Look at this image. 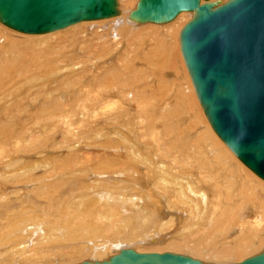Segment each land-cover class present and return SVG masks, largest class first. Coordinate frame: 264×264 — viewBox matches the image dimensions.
Listing matches in <instances>:
<instances>
[{"label":"rangeland","instance_id":"1","mask_svg":"<svg viewBox=\"0 0 264 264\" xmlns=\"http://www.w3.org/2000/svg\"><path fill=\"white\" fill-rule=\"evenodd\" d=\"M190 20V18L187 19V17H185L173 27L165 25L167 28L165 29L164 25H162L164 29L161 26H157L160 28L157 30L154 28L155 25L151 24L152 26H145L144 24H136L134 21L131 22V20H128L126 22V30L129 32L126 30L121 32L123 34L120 33L121 35H118L119 37L116 39V44L112 39H109L111 37L109 28H112L113 23L89 24L86 25V27L85 25H83L84 27L74 25L77 27L72 30V27H70L66 30L58 31V34L57 32L51 33L54 34L52 35L53 37H49L50 39L46 44L44 43L39 46L32 45L39 44L41 39H29L28 37H30V35L27 36L26 34L12 31L0 23V34H2V36L0 35V45H3V48H0V63L2 64L3 62L4 65L2 64V66L9 65V71L6 69V72H2L4 74H0V152L4 154L0 156V239L3 244L4 241L6 242L4 245L7 248L3 247L4 249L6 248V252L9 246H13L14 242L10 243L11 245L8 244L9 246L6 245L8 241L4 239L3 235L5 236L8 233L15 232L13 236L20 237L16 225L21 224L20 221L22 217L24 218V215L28 217L25 221L26 224H29L32 219L39 217L44 212L48 213L49 209L53 207L54 209H51L52 211L50 210L49 214L46 213L48 215H46V217H48V219H54L52 224L56 228L65 226L67 230H70L74 229L72 228L73 222L70 218H74L81 213L87 216L88 213H91L89 215H96L97 212H100L103 206L93 204L92 201L100 200V195L97 193L99 189L96 187L97 184L101 182V177L98 178L97 174L105 172L108 174L107 176L114 179L113 184L119 182L118 184H120L121 188L115 189V192L122 194L120 198L126 194L125 191H123L124 186L126 189L127 187L132 189V191L128 190V193L137 195L133 198L136 199L135 207H137L138 212L144 216L141 222L142 224L139 223L140 228L138 235L141 236L139 239H144L145 242H138L135 243V245L132 243L133 248H126L133 249L138 253L169 252L187 255V250L185 248H176L171 242L179 241L185 234L187 235L189 233L186 227L188 222L183 221V219H188V212L181 208H175L173 205V207H171L172 209L164 206L165 198L162 194L166 191L164 190V186L166 184L168 185V183L161 182L163 185L160 183L158 187L159 189L160 187L164 189L159 190L157 188V171L155 166H157L158 159L159 163L163 161L164 166H169V163L166 162L161 155L164 150L158 151L157 148V132H166L164 128L160 127V125H163L162 121L171 123L172 129H168L167 132L173 135L178 133L181 138L179 140L181 146L179 149H176L178 151L180 150V155L174 152L175 156L180 159V163L178 167L176 164V168H174V160L172 164L173 169L171 170H174V173L177 171L181 174V181L185 185L187 182H195L193 184H196L197 181L195 180L199 176L197 174L200 173L199 166H197L198 164H194L197 163L195 162V158L191 155L186 156V152L193 153L192 151L189 152L191 146H197V148L202 147L201 150L206 152L204 140H202V138L208 139L211 143L214 141L212 135L209 134L206 129V125L209 126L207 119L205 116L204 120L201 118L200 112H202V108H200L199 102L197 101L195 103L193 100L194 98H192V94H194L193 97H196V94L195 91H193V84L180 51V37L178 40L177 36L178 34L180 36L182 29ZM134 26H136V28ZM133 28H135V30ZM90 30L92 33H90ZM121 30L123 29H120V31ZM85 33H87V36ZM90 34L91 36H89ZM8 35L17 39L16 42L18 45L14 44V46L9 47L6 40L4 42L5 38H10ZM33 36L39 35H31V37ZM41 36L43 35H40V37ZM58 37H60V39H57ZM86 37L88 39L90 38V40L86 39ZM122 41H124V43ZM110 48H115V50L119 49L121 51L119 59L112 63H110L111 60H109L108 64H106V66L103 64V66L101 65L103 63L101 59L106 60V58H110L106 56V53L109 52L107 50ZM11 58L14 60H11ZM118 88L125 89L124 96H118V92H115L119 90ZM106 91H110L111 94L113 93L114 95L112 94L104 98L105 95L108 96V92ZM101 98L105 100L109 98L111 103L109 106L111 105V108H101L98 111L99 116L95 118L93 115V118H91V114H87L90 112V107L88 108V106L91 105V102H93L92 100ZM126 99L128 101L135 100L136 104H138L136 105L138 109L127 110L128 103H124ZM84 101H86L87 104ZM137 102H139L140 105ZM80 104L81 106L82 104L88 105L86 112L83 110L84 106L81 107ZM123 105L125 106L123 107ZM137 111L138 114L135 116ZM163 115L167 117L163 118ZM200 130L203 134L202 136L198 135ZM212 133L213 135L216 134L214 132ZM217 137L218 136H216V138ZM164 138L167 139V137ZM164 138L161 137L160 139L162 140ZM182 138L184 140H182ZM218 141L220 142L221 139ZM201 142L203 145H201ZM162 143L165 144V141L162 140ZM221 143L234 162L239 163V165L250 174L253 173L247 169L245 165L243 166V163H240L241 161L226 148L227 146L222 141ZM214 146L220 147L218 144ZM166 147L165 151L169 152V145ZM39 160L40 162L43 160V165L45 164L47 166H43L42 163L38 162ZM105 161L108 164L111 162L112 166L110 164V166H107ZM35 162L39 164L40 168ZM81 163H83V168ZM31 164L35 165V170L32 169ZM70 164H72V167ZM54 166L55 169L53 170ZM69 166L70 169L67 171ZM106 166L108 168H106ZM26 167L27 170L32 171L34 179L32 183L19 184V174L23 172L22 168ZM36 167H38V169ZM132 167L133 169L135 168V171ZM76 168H78V171L81 170L82 172L77 171L76 174ZM115 169L119 170L114 171ZM180 169L182 171H180ZM88 171L91 172L89 173ZM119 171H123L124 175H115V172L117 173ZM252 175L254 176L255 174L253 173ZM6 176L8 178H6ZM42 176L47 178L49 176L52 177H49V180L44 177L46 179L44 181ZM41 177L42 179H40ZM254 177L263 182V180L259 179L257 176ZM97 178L98 180L95 181ZM93 181L96 182V186L91 183ZM51 183H53L55 187L51 185ZM109 183L112 184L111 181L106 184ZM38 184H47L51 189L49 190V188L46 187V189L48 188L47 191L43 189L42 192L44 193L42 194L38 188ZM58 184L61 185L60 189L58 188ZM167 185L165 186L166 189L168 188ZM1 187L3 189H1ZM35 190L36 192L39 190L36 195L39 193L42 194H39L42 198L38 196L41 200L39 202L37 200L39 198H36L34 195L36 193L34 192ZM17 191H20V196H17ZM57 192L59 193L57 194ZM167 192L169 193V191ZM46 194L48 197L45 196ZM83 194H88L85 198L86 202L89 199L87 206L90 204L89 201L92 202L91 206H85L84 210L82 208H76V206H80V203L85 204V196L83 197ZM139 196L141 198H139ZM43 197L49 198L48 202H46V199L42 200ZM105 198H107V196L103 199L105 200ZM32 199L34 201L36 200L34 204ZM69 200H71L72 203H70ZM21 201H23V204H21ZM73 201L76 202V204L73 203ZM257 201L258 198H255V202ZM102 202L105 201H100V204H104ZM157 203L159 204L158 207ZM30 204H33L35 207H32ZM105 204L107 203L105 202ZM5 205L8 208L5 207ZM57 208L59 211L61 210L58 214L55 212ZM10 209L11 211H9ZM17 209H19V211L22 209V212L20 211L21 216ZM5 210L9 211V213L5 212ZM157 210H159L158 213ZM53 211L55 212L53 215H56L54 217L51 215ZM120 211L123 210L120 208ZM10 212L12 214H10ZM183 212H185L187 216ZM9 214L10 217L6 218ZM16 214L19 215V218ZM172 214H174L175 217H173ZM167 215H169V217H167ZM129 216L131 215H126V217ZM176 217L183 218H178L179 220L175 219V222L173 218ZM147 219L150 220L148 221ZM156 219L163 221L161 222V226L159 225L160 222ZM104 220H102L101 223H105L106 221ZM179 222L181 224H179ZM193 226H195V224ZM107 231L104 233L106 234ZM33 232H37V229ZM104 233L101 234L100 238L103 237ZM22 234H25V231L24 233L22 232ZM157 234H160L159 236H162L163 240H169L170 242L157 245L154 241L148 242L145 240L146 236H157ZM106 237L114 240L117 238V233L115 234L112 231L110 233L108 231ZM262 246L254 250H249L246 259L250 256L252 257L259 254L263 250ZM3 248H0V252L4 251L2 250ZM10 250L11 248H9V251ZM254 251L255 253H253ZM113 253L117 254L118 251ZM190 253L188 252L189 255H191ZM200 255L196 257L192 254L190 257H194V259H198L204 263L213 262L214 264H235L243 261L239 259L240 257H235L232 259L229 258L223 263H216L215 260L210 259V256L206 257V255ZM54 256L49 257L48 261H44V263L35 262V264H58V262L59 264H81L82 262L87 260L91 261L93 259V257L91 258L89 255H87L88 257L84 256L80 258H78L79 256ZM112 256H114V254L107 255L105 259ZM103 259L104 257L102 260Z\"/></svg>","mask_w":264,"mask_h":264},{"label":"bare ground","instance_id":"2","mask_svg":"<svg viewBox=\"0 0 264 264\" xmlns=\"http://www.w3.org/2000/svg\"><path fill=\"white\" fill-rule=\"evenodd\" d=\"M139 1L140 0H118V7H119V12H120L118 16L110 17V18H106V19H102V20L83 21V22H79V23H77L75 25H77L79 27L85 25V27H86V25H89V24L92 25V24H100V23H106V22L113 23L112 28L111 27L109 28V34L111 36V37L109 36L110 37L109 39H112V41H114L115 44H116V42H117L116 39H118V37H119L118 35L123 34L121 32L126 30V22L128 20H131V22L134 21L136 24H144L145 26H149L151 24L155 25L154 28H155V30H157V29H160L159 28L160 26L163 27L162 25H164L165 29H167L166 26L173 27L181 19L183 20V18H185V17H187V19L190 18L191 20L194 17V13H192V12H183L174 21H172L170 23H164V24L139 23V22H136L135 20L131 19V13H132V11H134L137 8V5H138ZM213 1H219L221 3H225V2H227L229 0H213ZM1 24L3 26H5L6 28L11 29V28L7 27L6 25H4L3 23H1ZM77 26L72 25V26H69V27H67L65 29L58 30V31H63V30H66V29H68L70 27H72L71 28V30H72V29H74ZM136 26H138V25H136ZM136 26H134V27L136 28ZM139 26H141V25H139ZM157 26H159V27H157ZM164 27H163V29H164ZM135 28H133V29L135 30ZM120 29H123V30L120 31ZM1 30H3V29H1ZM11 30L15 31L13 29H11ZM3 31H5V30H3ZM58 31H55V32H52V33H56L57 32V34H58ZM86 31H88V30H86ZM126 31H128V30H126ZM16 32H19V31H16ZM1 33H2V31H1ZM19 33H21V32H19ZM90 33H92L91 30H90ZM22 34H26V33H22ZM57 34H55V35H57ZM86 34L87 33H85V35ZM116 34H117V36H116ZM0 35L2 36V34H0ZM26 35L27 36L30 35V37H28L29 39H41L39 44L32 45V46H39V45H43L44 43L46 44L47 41L50 39L49 37H53L52 35H54V34H51V33H47L46 35L45 34H40V35H43L41 37H40V35L31 37V35H38V34H26ZM94 35H96V34H94ZM89 36H91V34ZM177 36H178V40H179V37L181 36V34H180V36H179V34ZM8 37H10V38H5L4 42L6 40V43H7V45L9 47L14 46V44L18 45V43L16 42L17 39H14V38H12L9 35H8ZM83 37H84V35H83ZM57 39H60V37H58ZM86 39H88V38L86 37ZM88 40H90V38ZM89 42H91V41H89ZM122 42L124 43V41H122ZM179 42H180V51L182 53V50H181V38H180ZM109 44H111V43H109ZM0 48H3V45H0ZM115 48H110L109 50H107L109 52L106 53V56H109L110 58H106V60L105 59H101V60H103V63L101 65L104 64L106 66V64H108L109 60H111L110 63H112V62H115V61H117L119 59V54L121 52L119 50L120 47H119V49H116V50H115ZM78 51H80V50H78ZM182 57L184 59L185 66H186V68L188 70V67H187L185 58L183 56V53H182ZM73 59H74V57H73ZM11 60H14V59L11 58ZM2 64H3V62H2ZM2 64L0 63V74L2 72H6L5 71L6 69H7V71H9V65L5 64L6 66H2ZM10 69H12V68H10ZM105 69H107V68H105ZM109 71H108V73H109ZM2 74H4V73H2ZM110 74H111V72H110ZM188 74L190 75V73H188ZM188 74H187V76H188ZM190 79H191V76H190ZM191 81H192V79H191ZM192 84H193V82H192ZM189 87H190V85H189ZM193 91H195V94H196V90H195L194 84H193ZM106 92H108V96L105 95L104 98H107V97H109V95L113 94V93L111 94L110 91H106ZM115 92H118V96H124L125 95V89L124 88H120L118 91H115ZM191 92H192V90H191ZM192 95L194 96V94H192ZM193 96H192V98H194L193 100L195 101V103L197 101L199 102L197 94H196V97H197L198 100L196 99V97H193ZM115 97H117V96H115ZM92 101L93 102H91L90 106L87 105L88 108L90 107L89 108L90 112L87 113V114H91V116H90L91 118H93L92 117L93 115H94L95 118L97 116H99V112L98 111L101 108H105V107L106 108H111V105L109 106V104H111L110 101H109V98H108V100L107 99L105 100V99L101 98V99H98V100L94 99ZM84 102L86 103V101H84ZM124 103L125 104L128 103L127 104L128 105L127 110H129V109L130 110L138 109V107L136 106L138 104H136L135 100L128 101L126 99L124 101ZM137 103H139V102H137ZM86 104H82V106H84L83 110L85 112L88 109ZM199 104H200V102H199ZM139 105H140V103H139ZM80 106H81V104H80ZM124 106L125 105H123V107ZM200 106H201V104H200ZM62 108H63V106H62ZM200 108H202V106ZM124 109H126V108H124ZM201 111H202V112H200L201 118L204 120V116H205V118L207 119L203 108L201 109ZM137 114H138V111L135 114V116ZM166 117L167 116L163 115V118H166ZM207 122L209 123V126L211 128L208 125H206V129L208 130L209 134L212 135V139L214 140V141H212L213 144L208 139L202 138V140H204L203 142L205 144L204 147L206 149V152L204 150H201L202 147L201 148L200 147L197 148V146H194L195 148L193 146H191V149L189 150V152L192 151L193 153L186 152L187 153L186 156L191 155V156H193L195 158V162H197V163H194V164H198L197 166H199V169H200V171H199L200 173L197 174L199 176L195 180V181H197L196 184H193L195 182H191V183L187 182L186 185L183 184L182 181H181V174L179 172H177V171H176V173H174L173 172L174 170L173 171L171 170V169H173L172 168V166H173L172 164H173L174 160H175L174 168H176L175 167L176 164H177V167H178V164L180 163V159H178L175 156L174 152L178 153L180 155V152H179L180 150L178 151L176 149H179V147L181 146V143L179 142V140L181 139L179 134L177 133L176 135H173L170 132H167L168 129H172L171 128V123H169L167 121H164V122L162 121L163 125H160V127L164 128V130L166 132H163V133L157 132V148H158V151H160L162 149L164 150V152L161 153L162 158L166 162L169 163V166H164L163 165V161L159 163V159L157 160V166H155L156 171H157V188L159 189L158 185H160L161 182L168 183V185L166 184L167 187H168L167 189L165 187L166 186L165 184H164L165 185L164 186L165 189L163 187H160V189H159V190H161V189L166 190L162 194L163 197L165 198V201H164L165 205L164 206L168 207L170 209H172L171 207L174 206L175 208L176 207L177 208H181V209H184L185 211L188 212V219H186V220L183 219V221L188 222V225L186 227H187L189 233L187 235L185 234V236H183L179 241L171 242V243L174 244V246L176 248H179V249L180 248H185L187 250V253L185 252L187 255H189L188 252L189 253L191 252L190 253L191 255H189V256H192V254H194V256H196V257H198L200 254L206 255V257L210 256L211 258L210 257H208V258H210L212 260H215L216 263L217 262L223 263V262L227 261V259H229V258L232 259V258H235V257H240L239 259L244 261V260H246L247 252L249 250H254L255 248H257L259 246L261 247L263 245L262 246L263 250L261 248L262 251L259 254H261L264 251V180L262 178H260L258 175H256L253 171H251L246 165H245L246 168L249 169L251 172H253L255 174L254 176H257L259 179L263 180V182L258 180V179H256L252 175L253 173L250 174L249 172H247L242 166L239 165V163L233 161L232 157L229 155L227 150L221 145L222 144L221 143L222 140L219 142L218 140H220V139L217 137L218 138V140H217V138H216V136H218V135L217 134L213 135L212 132L215 133V131L213 130L210 122L208 121V119H207ZM204 123H205V121H204ZM198 135H200V136L203 135L201 133V130H200V133ZM5 137H6V135H5ZM161 137H163V138L167 137V139H165V138L162 139V140L165 141V144L162 143V140L160 139ZM182 140H184V139L182 138ZM199 140H201V139H199ZM216 144H218L220 147H215L214 145H216ZM168 145H169V148H168L169 152L165 151V149L167 148L166 146H168ZM201 145H203V143ZM226 148H228V147H226ZM186 150L188 151L187 148H186ZM231 153H233V152L231 151ZM2 154L3 153L0 152V156H2ZM235 157H236V155H235ZM169 159H171V160H169ZM42 161L40 162V160H39L38 162L42 163ZM191 162H194V161H191ZM105 163H106V161H105ZM188 163H190V162H188ZM240 163L242 164L243 162L241 161ZM35 164H37V162H35ZM68 164H69V162H68ZM81 164H82L81 166L83 168V163H81ZM109 164L112 166L111 162H109ZM109 164L106 163L107 166ZM183 164H185V163H183ZM37 165L39 167V164H37ZM42 165H43V163H42ZM71 165L72 164H70V166ZM79 165H77V166H79ZM45 166H47V165H45ZM70 166L68 167L67 171H69ZM107 166H106V168H108ZM150 166H151V164H150ZM243 166H244V163H243ZM23 167H25V166H23ZM31 167H32V169L35 170V165L31 164ZM38 167H36V168L38 169ZM54 169H55V166H54L53 170ZM76 169H75L76 170L75 173L77 174L78 168H76ZM126 169H125V171H126ZM132 169H133V167H132ZM118 170L115 169L114 171H118ZM22 171L23 172L19 174L20 177L17 176L19 184H22V183L29 184V182L32 183V180L34 179V177L32 175V171L31 170H27V167L26 168H22ZM79 171H81V170H79ZM178 171H179V169H178ZM180 171H182V170L180 169ZM88 172L90 173L91 171H88ZM93 172H94V170H93ZM100 173L101 174L98 173L97 175H98V178L101 177L100 181L103 182V183H101V182L99 183V181H98L99 184H97V187H96V188L99 189L97 191V193L100 195L99 196L100 200L92 201L93 204H99V205L103 206V209L100 210V212H97L96 215H89L91 213H88L87 216L85 214L81 213L80 215H77L74 218H70L71 221L73 222L72 223V228H74V229H70V230H67L65 228V226H62V228H56L52 224V221L54 219H48V217H46V215L49 214V211L51 209L52 210L54 209L53 207H51L49 209L48 213L46 212L47 214L44 212L39 217H37L35 219H32L31 220L32 222L30 221L29 224H26L25 221H26V219L28 217H26V215H24V218L22 217V220L21 221L19 220L21 222V224L16 225L17 226L16 228H18L17 232H18V235H20V237L13 236V234L15 232H11L10 234L8 233L5 236L3 235L4 239L6 241H8V243L6 245H8V244L11 245L10 243L14 242L13 246L10 247L8 245L9 248H11L10 251H9V248L7 249V252L5 251V249L7 247L4 244L6 242L4 241V244H3V242H1V239H0V248L1 247L2 248L6 247L5 249L4 248L2 249L4 251L0 252V264H27V263L28 264H30V263H34L35 264V262L36 263H42V262L44 263V261H48L49 257H51V256L53 257L54 255H56V256L61 255V256H64V257L79 256L78 258L89 255V257L91 256V258L93 257L91 262H96V261L101 262V261L106 260L105 256H107V255L108 256L110 254L116 255L113 252H117L118 251V253H120L122 250H124V248L132 247L133 246L132 243H134V245H135V243H138V242H145L144 239L143 240L139 239V237H141V236L138 235L139 234L138 231H139V228H140V224L139 223H141L143 221L144 216H143V214L139 213L138 212V208L135 207L136 199H133V198H134V196H137V195L136 194L131 195L130 193H128V190L132 191V189L130 187H127V189H126L125 186L123 185L124 186V190L123 191H125L126 194H124L125 196L120 198V195L122 196V194H119V193L115 192V189L121 188L120 184H118L119 182L116 183V184H113V180L114 179H112L111 177L107 176L108 175L107 173H105V172H103V173L100 172ZM116 174L124 175L123 171H119L117 173L115 172V175ZM78 175H79V173H78ZM100 175H102V176H100ZM126 175H128V174H126ZM45 176H42V177L44 178ZM183 176H184V174H183ZM42 177L40 179H42ZM49 177H52V176H49ZM49 177L48 178L45 177V178H47L49 180ZM6 178H8V177L6 176ZM6 178H4V179H6ZM45 178H44V181L46 180ZM98 178L95 181H97ZM144 178H146V177H144ZM8 181H9V179H8ZM110 181L112 182V184L111 183L106 184V183H108ZM49 182H48V184H49ZM14 183H15V180H14ZM91 183L93 185H95L96 182L93 181ZM38 185H39L38 188H39L40 192H42L43 189H46V187L49 188V186H50V184H49V186L47 184H43V185L42 184H38ZM51 185H54V184L51 183ZM60 186L61 185H59V187H58L59 189H60ZM54 187H55V185H54ZM35 188H37V187H35ZM58 188H56V189H58ZM1 189H3V188L1 187ZM47 189L45 191H47ZM50 189L51 188H49V190ZM56 189H54V190H56ZM122 189H123V187H122ZM39 190L37 192H39ZM167 191H169V193ZM170 191H171V193H170ZM34 192H36V190ZM37 192L34 194L36 196V198H39V197L42 198L41 195L44 192H42V194L39 193V194H41L40 196H39V194L36 195ZM52 192H56V191H52ZM59 192H57V194ZM19 193H20V191L18 192V194L16 193L17 196L18 195L20 196ZM28 194H31V193H28ZM86 195H88V194H86ZM86 195L83 194V197L85 196L84 197L85 204H81L80 203L81 199H80V202H79L80 206H76V208H79V209L82 208L84 210L85 206L86 207L91 206V203H92L91 201H89L90 204H89V206H87L89 199L86 202V200H85ZM101 195H102L103 198L105 196H107V198H105V200H104L101 197ZM45 196L48 197L47 194ZM79 197H80V195H79ZM40 198L37 199L38 202L41 201ZM139 198H141V197L139 196ZM255 198H258L257 202H255ZM44 199H46L47 200L46 202H48L49 198L47 199V198L43 197L42 200H44ZM18 200H20V199H18ZM102 200L105 201L107 204H105V202H102L104 204H100V201H102ZM65 201H67V200H65ZM35 202H36V200L35 201L33 200V204ZM69 202L72 203L71 200H69ZM73 203L76 204V202H74V201H73ZM21 204H23V201H21ZM33 204L32 205L30 204V205L33 207L34 206ZM158 205L159 204L157 203V207H158ZM5 207H7V206L5 205ZM23 207H25V206H23ZM7 208H5V209H7ZM120 208L123 211H120ZM31 209H33V208H31ZM17 210L19 211V209H17ZM21 210L22 209H20V211ZM57 210L55 212H57V214H58V212H60L61 210L59 211L58 208H57ZM9 211H11V209ZM9 211L5 210V212H8V213H9ZM18 211H16V212H18ZM24 211H25V209H24ZM158 211L159 210H157V213H158ZM21 212L19 213L20 216H21ZM29 212H30V210H29ZM55 212L53 211V213L52 214L50 213V214L53 215ZM178 212H180V211H178ZM183 213L186 214L185 212H183ZM10 214H12V213L10 212ZM10 214L8 216H6V218L10 217ZM14 215H15V213H14ZM19 215H17L18 218H19ZM126 215H131V216L126 217ZM172 215H173V217H175L174 214H172ZM54 216H56V215H53V217ZM89 216H91V217H89ZM186 216H187V214H186ZM53 217H51V218H53ZM167 217H169V215H167ZM18 218H16V219H18ZM110 218H111V220H110ZM178 218H183V217H176V218H173V219L175 220V219H178ZM104 219H106V220H104ZM5 220H7V219H5ZM102 220H104L106 222L105 223L104 222L101 223ZM156 220H158V219H156ZM174 220H173V222H174ZM159 222H160L159 225L161 226V222H163V221H159ZM175 222H176V220H175ZM181 222H182V220H181ZM179 224H181V223L179 222ZM182 224H184V223H182ZM194 224H195V226H193ZM9 225H11V224H9ZM159 225H157V226H159ZM35 229H37V232L34 233L33 231ZM107 230L110 233H111V231L113 233H115V234L117 233V238L112 240V239H109L108 237H106V234L108 233ZM24 231H25V234H22V232L24 233ZM105 231H107L106 234L104 233ZM174 231H175V229H174ZM156 232H158V231H156ZM102 233H104L103 237L100 238ZM159 235L160 234H157V236H154V235H151L150 237L146 236L145 240H147L148 242L154 241V242H156L157 245L158 244L162 245L163 243L170 242L169 240L168 241L163 240V237L159 236ZM107 236H109V235H107ZM96 240H98V241H96ZM24 241H26V242H24ZM2 245H4V246H2ZM141 247H142V245H141ZM140 250H141V248H140ZM182 253H184V252H182ZM253 253H255V251ZM259 254H257V255H259ZM254 256H256V255H254ZM254 256H252V257H254ZM103 257H104V259L102 260ZM61 258H63V257H61ZM248 258H251V256L248 257ZM210 259H209V261H210ZM87 261H89V260H87ZM243 261H241V262H243ZM231 262H232V260H231ZM58 264H59V262H58Z\"/></svg>","mask_w":264,"mask_h":264},{"label":"water","instance_id":"3","mask_svg":"<svg viewBox=\"0 0 264 264\" xmlns=\"http://www.w3.org/2000/svg\"><path fill=\"white\" fill-rule=\"evenodd\" d=\"M194 13L181 50L213 130L264 180V0H140L131 19L164 24ZM118 0H0V22L26 34H47L83 21L119 15ZM73 264V263H72ZM81 264H212L175 253L124 249ZM235 264H264V251Z\"/></svg>","mask_w":264,"mask_h":264}]
</instances>
